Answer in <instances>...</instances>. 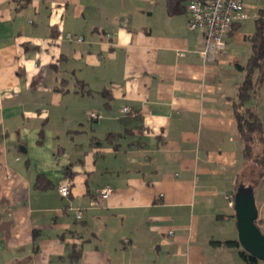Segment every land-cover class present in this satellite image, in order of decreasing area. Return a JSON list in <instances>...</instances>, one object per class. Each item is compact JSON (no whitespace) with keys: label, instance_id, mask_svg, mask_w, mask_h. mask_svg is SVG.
I'll list each match as a JSON object with an SVG mask.
<instances>
[{"label":"crops","instance_id":"obj_1","mask_svg":"<svg viewBox=\"0 0 264 264\" xmlns=\"http://www.w3.org/2000/svg\"><path fill=\"white\" fill-rule=\"evenodd\" d=\"M189 1L0 0V264H248L212 241L240 184L264 233L232 107L264 0L212 61ZM246 106L264 128V83Z\"/></svg>","mask_w":264,"mask_h":264},{"label":"trees","instance_id":"obj_2","mask_svg":"<svg viewBox=\"0 0 264 264\" xmlns=\"http://www.w3.org/2000/svg\"><path fill=\"white\" fill-rule=\"evenodd\" d=\"M248 39L251 52L245 66L242 68L244 77L237 89L236 99L232 102V107L236 130L243 144V164L251 163L256 170L258 181L261 182L264 180V128H262L261 119L255 109L246 106V102L257 95L262 83H264V14H260L256 18L254 32ZM114 138L116 136L108 135L109 140ZM259 222L260 220L257 218L255 221L257 226ZM212 243L216 246L240 247L237 239L216 240ZM239 256L248 264L257 261L254 256L247 254L242 249L239 250ZM74 258H77V256Z\"/></svg>","mask_w":264,"mask_h":264},{"label":"built area","instance_id":"obj_3","mask_svg":"<svg viewBox=\"0 0 264 264\" xmlns=\"http://www.w3.org/2000/svg\"><path fill=\"white\" fill-rule=\"evenodd\" d=\"M187 12L189 29L198 31L202 37L203 46L199 53L205 60L210 61L216 59L225 50V38L233 26L249 16L243 0H191L187 4ZM66 37L77 42L83 41L81 35L67 33ZM123 111H128V108L123 107ZM89 117L98 118L94 112L89 113ZM69 186L68 180L59 186L58 191L61 196L68 195ZM112 191L110 187L103 188L100 191V198H108ZM225 199L229 206L234 205L233 195H225ZM80 216L81 211H78L77 217ZM168 233L172 234L173 231L170 230Z\"/></svg>","mask_w":264,"mask_h":264},{"label":"water","instance_id":"obj_4","mask_svg":"<svg viewBox=\"0 0 264 264\" xmlns=\"http://www.w3.org/2000/svg\"><path fill=\"white\" fill-rule=\"evenodd\" d=\"M233 198L238 243L247 254L264 261V233L255 223L258 209L253 187L240 184Z\"/></svg>","mask_w":264,"mask_h":264},{"label":"rangeland","instance_id":"obj_5","mask_svg":"<svg viewBox=\"0 0 264 264\" xmlns=\"http://www.w3.org/2000/svg\"><path fill=\"white\" fill-rule=\"evenodd\" d=\"M254 182H256V179H254V177H253V178H251V183L254 184ZM234 237L237 238V231H235Z\"/></svg>","mask_w":264,"mask_h":264}]
</instances>
